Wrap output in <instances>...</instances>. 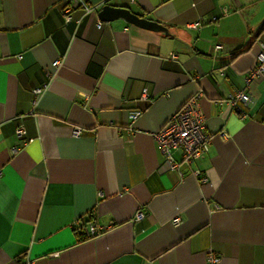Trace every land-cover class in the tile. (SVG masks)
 <instances>
[{
    "label": "crops",
    "instance_id": "crops-1",
    "mask_svg": "<svg viewBox=\"0 0 264 264\" xmlns=\"http://www.w3.org/2000/svg\"><path fill=\"white\" fill-rule=\"evenodd\" d=\"M263 21L264 0H0V264H264V81L228 102ZM194 95L209 150L168 170L152 133Z\"/></svg>",
    "mask_w": 264,
    "mask_h": 264
},
{
    "label": "built area",
    "instance_id": "built-area-1",
    "mask_svg": "<svg viewBox=\"0 0 264 264\" xmlns=\"http://www.w3.org/2000/svg\"><path fill=\"white\" fill-rule=\"evenodd\" d=\"M83 14L92 11V7L81 2ZM65 14L66 22L70 20L69 8L64 7L63 10ZM200 23L198 21L191 23L190 28L198 29ZM101 26V22H97V27ZM215 49H219L220 45H216ZM171 57L174 55L171 54ZM60 65V60L56 59L52 61L51 67H57ZM264 81V43L259 44V49L257 53V64L248 73L245 78V86L243 88L237 89L232 95L228 96V102L230 105L237 108L240 112H243L237 105L239 101L243 102L245 105L250 100L249 94L246 92V88L252 82ZM40 89H34L33 94L38 95ZM198 95L190 97L183 105L174 112L167 121L156 131L152 133V137L156 142L159 151L163 157V160L167 166L168 170H177L181 164L189 165L195 160L202 157L208 150L210 145V134L205 129V120L198 109ZM137 113H131V122L135 120ZM132 124L130 125V127ZM79 130H75V134H78ZM15 135L17 137H23L25 131L22 127H17L15 130ZM29 139L27 142H31ZM25 143H23L24 145ZM18 146H14L11 149L12 153L18 150ZM174 152L179 153V160H176L173 156ZM181 174V172H179ZM192 175L200 176V180H204L201 175L200 170L194 169ZM144 213L141 210H137L134 214V220L142 219ZM180 218L175 217L172 222L179 223ZM73 226L75 229L81 231L82 237H92L96 234L109 229L112 224L108 225H97L91 222L88 226L80 227L79 220L74 221ZM219 256L214 252L213 249L209 248L205 253V259L207 264H217L219 261Z\"/></svg>",
    "mask_w": 264,
    "mask_h": 264
},
{
    "label": "water",
    "instance_id": "water-1",
    "mask_svg": "<svg viewBox=\"0 0 264 264\" xmlns=\"http://www.w3.org/2000/svg\"><path fill=\"white\" fill-rule=\"evenodd\" d=\"M98 17L100 20L112 21L115 19H122L126 23H131L142 28H147L156 31L165 32L166 28L160 23L138 16L132 13L126 7H116L108 4L102 5L98 11ZM264 24V21L260 26Z\"/></svg>",
    "mask_w": 264,
    "mask_h": 264
},
{
    "label": "trees",
    "instance_id": "trees-1",
    "mask_svg": "<svg viewBox=\"0 0 264 264\" xmlns=\"http://www.w3.org/2000/svg\"><path fill=\"white\" fill-rule=\"evenodd\" d=\"M77 232H79V235H81V232L80 231H77ZM82 236V235H81Z\"/></svg>",
    "mask_w": 264,
    "mask_h": 264
},
{
    "label": "bare ground",
    "instance_id": "bare-ground-1",
    "mask_svg": "<svg viewBox=\"0 0 264 264\" xmlns=\"http://www.w3.org/2000/svg\"><path fill=\"white\" fill-rule=\"evenodd\" d=\"M177 110H178V109H177ZM177 110H176V111H177Z\"/></svg>",
    "mask_w": 264,
    "mask_h": 264
}]
</instances>
